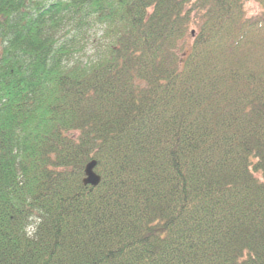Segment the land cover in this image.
<instances>
[{
    "label": "trees",
    "instance_id": "obj_1",
    "mask_svg": "<svg viewBox=\"0 0 264 264\" xmlns=\"http://www.w3.org/2000/svg\"><path fill=\"white\" fill-rule=\"evenodd\" d=\"M247 1L0 0V264H264Z\"/></svg>",
    "mask_w": 264,
    "mask_h": 264
},
{
    "label": "water",
    "instance_id": "obj_2",
    "mask_svg": "<svg viewBox=\"0 0 264 264\" xmlns=\"http://www.w3.org/2000/svg\"><path fill=\"white\" fill-rule=\"evenodd\" d=\"M95 161H91L85 167V178L83 182L85 184L96 185L99 182V176L94 172Z\"/></svg>",
    "mask_w": 264,
    "mask_h": 264
},
{
    "label": "rangeland",
    "instance_id": "obj_3",
    "mask_svg": "<svg viewBox=\"0 0 264 264\" xmlns=\"http://www.w3.org/2000/svg\"><path fill=\"white\" fill-rule=\"evenodd\" d=\"M260 7L257 5L255 0H248L245 4V11L247 16H253L256 15L257 13L260 12ZM195 27H190L189 31L193 30L194 31ZM188 34V33H187ZM192 38V35L189 34L188 40Z\"/></svg>",
    "mask_w": 264,
    "mask_h": 264
}]
</instances>
